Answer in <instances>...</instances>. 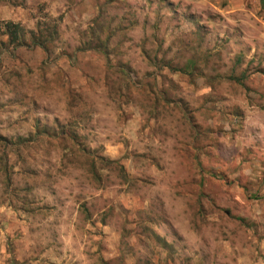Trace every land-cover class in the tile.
I'll return each mask as SVG.
<instances>
[{
  "label": "rangeland",
  "instance_id": "obj_1",
  "mask_svg": "<svg viewBox=\"0 0 264 264\" xmlns=\"http://www.w3.org/2000/svg\"><path fill=\"white\" fill-rule=\"evenodd\" d=\"M0 264H264V0H0Z\"/></svg>",
  "mask_w": 264,
  "mask_h": 264
},
{
  "label": "trees",
  "instance_id": "obj_2",
  "mask_svg": "<svg viewBox=\"0 0 264 264\" xmlns=\"http://www.w3.org/2000/svg\"><path fill=\"white\" fill-rule=\"evenodd\" d=\"M4 34L7 35L8 42L9 43H16L17 45H22L24 42L23 39V32L21 27L18 23H14L12 21L4 22ZM54 29L48 30V28L45 29H37L35 32H31L30 34V42L34 46H39L42 49L46 50L47 46L45 45V40L47 38H50L52 34H54Z\"/></svg>",
  "mask_w": 264,
  "mask_h": 264
}]
</instances>
